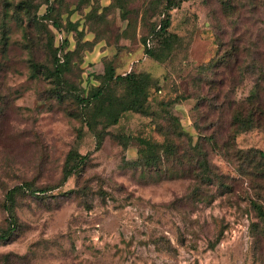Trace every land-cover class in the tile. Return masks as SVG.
<instances>
[{"label":"rangeland","instance_id":"obj_1","mask_svg":"<svg viewBox=\"0 0 264 264\" xmlns=\"http://www.w3.org/2000/svg\"><path fill=\"white\" fill-rule=\"evenodd\" d=\"M165 5L0 0V264H264V0ZM110 65L149 82L113 125L124 86L79 102Z\"/></svg>","mask_w":264,"mask_h":264},{"label":"trees","instance_id":"obj_2","mask_svg":"<svg viewBox=\"0 0 264 264\" xmlns=\"http://www.w3.org/2000/svg\"><path fill=\"white\" fill-rule=\"evenodd\" d=\"M184 1L185 0H165V9L167 12H169L170 10L179 7ZM69 25L70 28L77 31L80 36L83 35V32L78 31L77 24L69 23ZM170 25L171 19L169 15H166V17L161 20L159 24V29L155 30V34L157 36H165V38H170L171 36H173V34L169 31ZM58 27H60L59 24ZM65 42L66 44L68 43L67 40H65ZM151 42L152 38H148L147 45L150 46ZM147 52L151 56L154 55V52L151 49H148ZM65 57L66 60L64 63H61V60L57 59L55 71H57L59 75L62 74L65 71L66 67H68L69 65V52L65 54ZM210 65L213 66L215 65V63H212ZM34 69L38 71L40 70V67L38 65H34ZM112 83L124 86L126 89V97L123 99L122 106L118 108L116 112L109 113L110 118L107 122L108 125L117 124L121 114L126 111H144V104L147 100L149 87L147 77L134 72H130L126 75H116L112 65L108 66L104 81H102L101 84L96 88H93L92 91H90L86 97H81L79 99L81 107L83 109H86L92 103L93 100H102L106 96L108 89L112 86ZM241 124L244 126L245 129H249L254 126V122L249 119H241ZM99 144H101V141L99 142ZM262 154L264 155V152H262ZM87 159V154L83 155L79 153L77 149H71L65 162L63 180L67 181L75 172H81L82 168L87 162ZM22 188H25L24 185L17 186L11 189L7 194V199L11 202L6 207L10 215V220L8 223V227L2 232H0L1 240L7 241L11 240L14 237V232L16 231L18 225V217L14 209L15 193L18 191V189ZM38 191L44 192L45 189H40Z\"/></svg>","mask_w":264,"mask_h":264}]
</instances>
